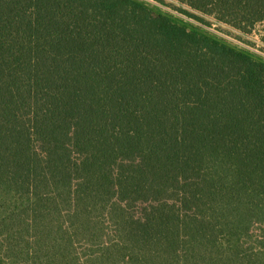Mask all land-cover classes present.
Returning <instances> with one entry per match:
<instances>
[{
	"label": "trees",
	"instance_id": "obj_1",
	"mask_svg": "<svg viewBox=\"0 0 264 264\" xmlns=\"http://www.w3.org/2000/svg\"><path fill=\"white\" fill-rule=\"evenodd\" d=\"M176 1L264 51V0ZM0 264H264V59L141 0H0Z\"/></svg>",
	"mask_w": 264,
	"mask_h": 264
},
{
	"label": "rangeland",
	"instance_id": "obj_2",
	"mask_svg": "<svg viewBox=\"0 0 264 264\" xmlns=\"http://www.w3.org/2000/svg\"><path fill=\"white\" fill-rule=\"evenodd\" d=\"M153 12H164L171 15L175 20L187 22L190 25L198 26L203 30L210 32L225 41L243 48L256 57L264 59V51L261 48L260 37L262 34V26H258L253 32L249 34H239L235 30L217 22H212L210 25L201 23L193 18H190L174 9L173 5L177 6L179 3L176 0H141ZM207 20L212 21L210 17ZM237 36H240L237 37Z\"/></svg>",
	"mask_w": 264,
	"mask_h": 264
}]
</instances>
